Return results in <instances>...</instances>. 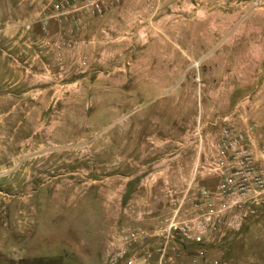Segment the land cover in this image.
Masks as SVG:
<instances>
[{"label": "rangeland", "instance_id": "obj_1", "mask_svg": "<svg viewBox=\"0 0 264 264\" xmlns=\"http://www.w3.org/2000/svg\"><path fill=\"white\" fill-rule=\"evenodd\" d=\"M39 10L0 0V264H108L128 199L150 189L158 201L153 137L204 122L217 132L223 122H208L225 114L240 126V101L264 98L240 82L264 67V0H119L72 30ZM169 255L165 264H264V204Z\"/></svg>", "mask_w": 264, "mask_h": 264}, {"label": "built area", "instance_id": "obj_2", "mask_svg": "<svg viewBox=\"0 0 264 264\" xmlns=\"http://www.w3.org/2000/svg\"><path fill=\"white\" fill-rule=\"evenodd\" d=\"M35 1L41 20L53 19L72 30L79 27L82 15H102L119 0ZM184 1L146 0L155 6L180 5ZM219 120L223 124L208 147L206 163L200 160V155L206 152L204 146H198V159L185 185L181 187L169 179L164 181L163 190L171 205L164 223L151 230L142 226L120 230L109 244L108 264L172 262L169 253L178 252L184 243L203 246L221 237L226 228L233 227L255 207L264 204V150L258 155L251 145L257 124L247 122L244 127L236 126L230 114L218 115L208 123L217 125ZM203 169L214 176L213 185L196 183V176ZM155 180L156 176L149 173L145 186Z\"/></svg>", "mask_w": 264, "mask_h": 264}, {"label": "crops", "instance_id": "obj_3", "mask_svg": "<svg viewBox=\"0 0 264 264\" xmlns=\"http://www.w3.org/2000/svg\"><path fill=\"white\" fill-rule=\"evenodd\" d=\"M86 17L87 15H82V20H85ZM255 54L264 56V48L257 50ZM260 67L258 68V70H256V65L254 66L253 77H247L245 73V77L241 78L240 80V82H242L241 84L244 86H253L258 88L260 87L259 89H257L256 94H260L261 92H263L262 88H264V67ZM246 70L249 71V69L245 67L243 69V72H248ZM248 98L249 97L245 96L239 103L240 107H244L243 111L239 113V116L242 120V125H240L239 127H244L247 122L251 123L250 119L254 120L257 126L252 136L253 138L251 145L253 151H255L256 154L260 155L262 154V150H264V147H261L264 146V141L260 139V137L264 133V112L262 110L264 106V98L259 97L257 99H253L250 102H247ZM246 107L254 108V110L251 112H247L245 110ZM204 124L206 123L204 122ZM167 130L169 129L166 128L165 133L153 137V142L157 145L154 148V151L159 152V154L161 153V155H159L158 157L157 165H159V181L163 182V184L161 186L159 185V187L156 189L158 201L153 198L156 197V195L152 196V192L150 189H146L144 193L139 195H136V193L132 194V196L128 199L125 207V215L127 218L126 221L131 222L126 223V225L122 226L118 230L116 229V227H114L112 230H109L108 234L113 239L117 237L116 234L119 230H126L129 227L144 226L145 228L151 230L161 226L164 223V218L169 214L171 209L170 202L163 190L164 181L169 179L172 183H175L181 187L185 185V183L190 179L192 175V166H194L195 162L198 159L197 147L204 146V150L206 152L203 155H200V160L201 162L206 163V156L207 152L209 151L208 147L210 146L212 139L216 138L218 134V131L213 132L205 128V125L200 129L198 127H195L193 128L192 132L186 133L178 130V128L176 127L173 128L172 131ZM148 136L149 135H147V138H150V136ZM130 142V140H127L126 143L130 144ZM131 143L133 147L137 145V142H135L134 140ZM140 146L141 147L138 148V150L140 151H145L147 150V148H149L147 142L144 141L143 138L141 140ZM189 150H193L191 151L193 153H191L190 155L193 160L190 161V156L186 155ZM130 165L135 168L133 170V172H135V170H137V167L145 169L147 162L141 158L138 160H133ZM133 172L128 173V176H132L134 174ZM196 183L200 185L210 186L215 183V178L213 175L208 174L206 169H203L196 176ZM136 197L140 199L139 203L140 206H142L141 209H132L133 202L131 203L130 200H134Z\"/></svg>", "mask_w": 264, "mask_h": 264}]
</instances>
